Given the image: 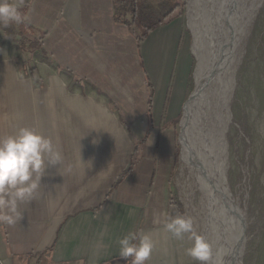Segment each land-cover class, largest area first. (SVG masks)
<instances>
[{
  "label": "crops",
  "instance_id": "0c3cea01",
  "mask_svg": "<svg viewBox=\"0 0 264 264\" xmlns=\"http://www.w3.org/2000/svg\"><path fill=\"white\" fill-rule=\"evenodd\" d=\"M13 2L28 15L37 48L28 52L32 70L22 84V52L0 31V135L33 128L52 139L62 160L48 168L35 198L20 205L17 223L0 224V264H126L117 241L136 230L155 242L148 264H198L184 254L190 241L174 240L154 222L161 212L180 214L164 176L155 177L153 162L143 160L128 172L135 147L153 131L156 145L179 111L187 56L179 52L178 19L138 44L133 27L116 20L114 0ZM6 83L14 96H3ZM86 136L104 139L113 156L105 172L100 162L88 167L94 188L87 194ZM118 178L114 194L110 185Z\"/></svg>",
  "mask_w": 264,
  "mask_h": 264
},
{
  "label": "rangeland",
  "instance_id": "374dc122",
  "mask_svg": "<svg viewBox=\"0 0 264 264\" xmlns=\"http://www.w3.org/2000/svg\"><path fill=\"white\" fill-rule=\"evenodd\" d=\"M213 1H202L200 7L203 3L207 6L203 4L201 11L207 10L208 2L212 5ZM187 6V0H140L138 15L143 26H154L160 22L164 25L172 18L178 19L181 29L179 52L186 53L187 69L184 71L183 95L175 120L168 124L165 123V136L157 139L156 145H152L154 144L153 137L157 135L155 131L151 133L150 139L142 140L137 152L132 155L131 161L135 163L142 160L153 162L154 176L157 178L164 176L167 183L166 191L171 202L180 214L192 217L196 232L211 243L213 233L206 221V198L194 178V173L188 170L181 160L183 148L181 123L185 117L186 104L192 100L196 89L195 70L198 61L194 49L196 42L200 47L205 45L204 36H207L206 25L202 24L199 19L201 15H204V11H195L199 16L197 17L199 22L192 17L195 21V28L199 30V33H193L189 26L193 21L191 15H188ZM257 8L255 17L249 25L250 33L241 48L240 53L242 54H240L239 64L235 71L234 89L228 113L230 122L226 124L224 138L227 143L225 144L226 152L223 154L225 160L227 158L224 165L225 179L228 182L231 197L238 203L240 210L238 216L244 225L243 237L246 239V245L241 258L242 264H264V0L260 1ZM170 12L171 14L165 18V15ZM127 19L130 21L129 16ZM133 31L135 35L139 34L135 26ZM8 45L10 49L15 48L12 42ZM16 63V68L20 71L21 83L29 82L32 65L28 60V54L22 53V57L17 58ZM7 86L9 85L6 83L3 96H14L16 91L8 89ZM171 92L170 88L169 95ZM21 96L27 97V93L22 91ZM42 96L43 90L38 91V97ZM148 118L147 124L151 126L150 114ZM219 119L225 121L223 116ZM103 140L87 136L85 138L88 150L85 154L86 194L89 192L88 189L94 188L90 185L94 175L89 174L90 168L88 167L94 162H100L101 171L105 172L104 162L108 163L109 158H113L112 154L106 151L108 150L107 143ZM96 148L100 151L101 159L99 160L97 154L92 152L97 150ZM92 155L95 156L94 161ZM125 156L122 153L117 154L118 166ZM120 178L112 182L110 192L114 194L117 192L116 188L121 186ZM104 193H106L105 190Z\"/></svg>",
  "mask_w": 264,
  "mask_h": 264
},
{
  "label": "bare ground",
  "instance_id": "6f19581e",
  "mask_svg": "<svg viewBox=\"0 0 264 264\" xmlns=\"http://www.w3.org/2000/svg\"><path fill=\"white\" fill-rule=\"evenodd\" d=\"M187 1L188 15L206 25L207 36H204L205 45L200 47L196 42L194 49L198 61L196 89L194 97L186 104L181 123V160L194 173L206 198V221L214 239L208 242L212 245L214 256L217 249H221L223 264H242L246 239L243 237L244 225L238 216V203L231 197L225 179L227 158L225 160L223 154L227 143L224 138L226 124L230 122L229 103L235 71L242 54L240 51L250 33L248 28L261 0H211L212 5L208 2L209 7L204 12L201 10L206 4L200 7L204 0ZM198 10L204 15L200 14L199 17L196 13ZM192 21L190 30L198 32L193 18ZM220 116L225 121L220 120Z\"/></svg>",
  "mask_w": 264,
  "mask_h": 264
},
{
  "label": "clouds",
  "instance_id": "9594fccd",
  "mask_svg": "<svg viewBox=\"0 0 264 264\" xmlns=\"http://www.w3.org/2000/svg\"><path fill=\"white\" fill-rule=\"evenodd\" d=\"M28 15L13 0H0V27L21 25ZM61 153L33 128L16 127L13 134L0 135V224L12 226L22 217L20 205L30 203L49 167L60 165ZM176 241H190L184 254L198 264H223L222 250L213 254L212 245L194 229L192 217L161 212L154 221ZM119 258L126 264H148L155 242L143 230L130 231L117 241Z\"/></svg>",
  "mask_w": 264,
  "mask_h": 264
},
{
  "label": "trees",
  "instance_id": "16d2710c",
  "mask_svg": "<svg viewBox=\"0 0 264 264\" xmlns=\"http://www.w3.org/2000/svg\"><path fill=\"white\" fill-rule=\"evenodd\" d=\"M20 1V0H13ZM140 6V0H114V12L115 18L117 21H122L125 25L134 27L137 29L139 34H137L136 42L139 44L147 35V33L157 26L162 25V23H157L154 26H143L140 22V18L138 15V9ZM23 13V9H20ZM170 13L165 15L167 18ZM130 17V21H128L127 17ZM0 31L6 37V39L13 41L16 43L17 48L22 53L32 52L37 47V42L34 39L28 38V26L24 23L21 25L10 24L7 28L0 27ZM137 152V146L135 147L134 154ZM133 154V155H134ZM135 162L131 161L129 171L133 168Z\"/></svg>",
  "mask_w": 264,
  "mask_h": 264
}]
</instances>
